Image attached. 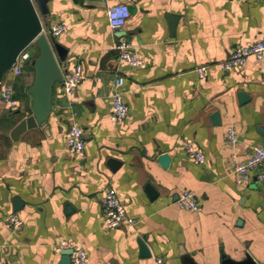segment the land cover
I'll list each match as a JSON object with an SVG mask.
<instances>
[{
  "label": "crops",
  "instance_id": "0c3cea01",
  "mask_svg": "<svg viewBox=\"0 0 264 264\" xmlns=\"http://www.w3.org/2000/svg\"><path fill=\"white\" fill-rule=\"evenodd\" d=\"M119 3L131 16L113 28L107 9ZM48 9L39 12L48 36L54 22L67 26L52 38L66 51L65 60L56 54L64 77L81 62L83 80L71 97L55 83L46 125L14 139L16 125L33 114L35 69L29 60L21 74L7 70L0 79V92L7 79L18 102L11 108L0 99V262L61 264L55 244L65 240L83 246L90 264H154L157 255L167 264H264V180L257 178L264 168L244 185L231 173L234 153L244 159L251 145L264 146V58L249 56L229 71L219 65L236 46L264 40V0H48ZM121 38L143 66L117 58ZM200 65L210 67L205 78ZM117 71L129 106L121 124L111 119ZM72 110L85 132L84 156L67 145ZM230 126L239 135L235 148L226 139ZM184 141L203 151L204 163L193 161ZM109 187L134 224L107 227L101 196ZM186 190L198 197V211L176 204ZM12 212L23 220L15 232L6 227Z\"/></svg>",
  "mask_w": 264,
  "mask_h": 264
},
{
  "label": "built area",
  "instance_id": "2783aa9c",
  "mask_svg": "<svg viewBox=\"0 0 264 264\" xmlns=\"http://www.w3.org/2000/svg\"><path fill=\"white\" fill-rule=\"evenodd\" d=\"M108 21L113 28H122L131 16L129 5L126 3H119L110 6L107 9ZM67 30V26L61 22H54L49 29V37L57 38ZM44 31V29H43ZM27 46L17 56L12 67L9 69L14 76L19 75L23 71V64L29 61L30 54L27 51ZM114 50L117 53V58L125 61L130 67H141L145 64V58L137 52L135 46L127 39L121 38L115 45ZM255 56L257 59L264 58V40H257L253 43L242 44L232 49L229 57L222 60L219 65L225 70L229 71L234 68L241 67L245 64L249 56ZM209 65H200L196 71L201 78H205L209 73ZM83 80V65L81 62H76L72 71L64 77L62 82V89L66 96L71 97L75 93L77 87ZM125 85V76L121 71H117L111 85V119L118 124L125 121L129 114V106L123 96V89ZM0 99L7 103L11 108H17L18 102L14 95L12 84L6 79L1 87ZM77 113L71 111V123L68 131L67 145L68 148L78 154L84 156L86 148V138L83 127L77 119ZM227 143L232 148H235L239 143V135L236 129L232 126L228 127L226 135ZM187 153L192 157L193 161L198 164L205 162V155L203 151L198 149L196 145L189 141L183 142ZM264 168V146L251 145L250 152L247 157L241 159L236 153L231 159V173L234 175L236 182L239 185H244L249 182L251 172L254 169ZM259 180H264V173L257 175ZM101 204L104 211V221L108 228H117L123 223L134 224V219L128 216L125 206L117 196L112 188L104 190L101 196ZM176 204L178 207L188 211H198L200 209V202L196 194L192 191H183ZM6 227L12 232L18 231L23 227V220L16 213L12 212L7 215ZM64 249H71L70 255L71 264H90V259L86 249L69 241H60L55 244V250L61 252ZM0 264H7L1 261ZM154 264H167L162 255L154 257Z\"/></svg>",
  "mask_w": 264,
  "mask_h": 264
},
{
  "label": "water",
  "instance_id": "95a60500",
  "mask_svg": "<svg viewBox=\"0 0 264 264\" xmlns=\"http://www.w3.org/2000/svg\"><path fill=\"white\" fill-rule=\"evenodd\" d=\"M48 0H0V79L15 62L18 54L27 46L33 44L38 48V54L30 59L35 69V79L29 93L33 98V114L22 119L13 129L12 136L19 135L35 126H44L52 110V93L55 83H62L64 74L60 68L57 56L66 59V51L50 38L44 31L39 12L48 13ZM214 122H219V113L212 116ZM264 137V129H259ZM111 168L117 166L115 160L110 162ZM22 206L15 200V209ZM141 252L149 256L148 247L139 241ZM61 264H71V249L61 251ZM248 264H256L250 261Z\"/></svg>",
  "mask_w": 264,
  "mask_h": 264
},
{
  "label": "rangeland",
  "instance_id": "374dc122",
  "mask_svg": "<svg viewBox=\"0 0 264 264\" xmlns=\"http://www.w3.org/2000/svg\"><path fill=\"white\" fill-rule=\"evenodd\" d=\"M27 51L30 54V58H33V57H35V55L38 54V48L36 46H34L33 44L29 45V47L27 48ZM25 63H28V61Z\"/></svg>",
  "mask_w": 264,
  "mask_h": 264
}]
</instances>
